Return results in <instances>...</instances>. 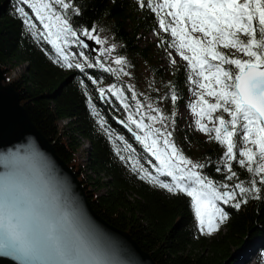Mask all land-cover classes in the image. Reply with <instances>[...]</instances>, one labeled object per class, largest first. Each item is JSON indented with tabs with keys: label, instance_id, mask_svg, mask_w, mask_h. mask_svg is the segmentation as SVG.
<instances>
[{
	"label": "snow or ice",
	"instance_id": "1",
	"mask_svg": "<svg viewBox=\"0 0 264 264\" xmlns=\"http://www.w3.org/2000/svg\"><path fill=\"white\" fill-rule=\"evenodd\" d=\"M16 4L30 10L29 13L25 7H16L33 38L43 39L51 46L54 62L61 67L81 72L98 67L114 75H130L123 71L126 61L120 57L112 60L116 69L105 67L100 59H95L94 64L89 62L84 51L79 53L83 63L72 62L69 46L90 47L81 37L99 45L100 56H110L116 46L105 47L107 41L100 37L95 24L91 29L74 30L71 18L81 13L70 0H16ZM137 7L152 14L159 32L170 38H161L160 46L172 49L186 62L187 79L193 86L190 91L196 96L189 105L197 117L196 130L224 149L221 162L228 173L225 179L236 177L233 162H237L252 177L250 186L242 182L231 188L228 184L217 186L203 176L198 169L205 165L194 163L176 147L172 132L164 124L168 118L150 103L147 108L155 114L144 113L145 105L137 99L132 86L127 90L135 101V112L124 91L115 84L106 90L98 89L99 97L106 99L107 91L128 111L124 126L154 161L155 175L131 155H121L120 159L126 160L130 170L148 184L172 195L189 197L200 234L211 236L228 219L218 202L239 210L249 198L260 199L262 188L257 184L264 186V0H137ZM30 14L40 28L29 18ZM169 56L175 65L176 60L171 53ZM171 100H178L175 92ZM88 102L91 106V98ZM98 123L104 127L103 119ZM156 123L161 127H154ZM125 150L132 152L129 145ZM216 171L222 169L217 167ZM160 177H168L171 182L165 183ZM0 257L19 264H111L90 230L62 211L35 182L14 176L0 177Z\"/></svg>",
	"mask_w": 264,
	"mask_h": 264
},
{
	"label": "trees",
	"instance_id": "2",
	"mask_svg": "<svg viewBox=\"0 0 264 264\" xmlns=\"http://www.w3.org/2000/svg\"><path fill=\"white\" fill-rule=\"evenodd\" d=\"M70 2L81 13L71 18L74 30L91 29L95 24L98 33L111 38L116 46V57L123 58L132 69L147 66L161 92L156 96L170 101L166 108L171 110L170 118L176 119V110L184 102L186 75L183 68L174 69L165 79L160 69L152 64V46H141L143 34L156 31L155 17L147 10H140L137 0ZM17 6L16 0H0V66L7 76L15 67L24 65V73L7 84L18 92L20 104L36 128L77 174L97 215L130 234L156 264H241L254 250L263 254L261 262L264 264V186L257 184L262 188L260 199L249 198L239 210L222 205L227 221L220 226L216 236L201 235L189 197L172 195L148 184L130 170L131 165L126 160L120 159L121 155H131L155 175L151 165L154 161L139 146L136 155L125 150L126 145L132 149L133 143L138 142L116 122L121 119L127 123L121 116L124 109L112 97H99L98 89L103 80L117 81L98 67L81 72L55 63V52L43 39L33 38L19 18ZM32 20L40 28L39 23ZM161 38L167 39L166 36L158 37V51L165 50L160 46ZM123 91L131 103L128 90L123 87ZM173 92L178 96L175 103L171 100ZM101 119L103 128L98 123ZM60 120H67V131L59 129ZM83 138L89 141V148L86 165L80 166L76 164V152ZM175 141H179L177 136ZM180 141L179 150L186 158L195 154L187 146H198L201 153L195 156L199 164L205 165L199 172L217 186L241 182L250 186L252 177L237 162H233L236 177L231 181L225 179L228 173L221 163V146L215 141L209 140L208 146L201 147L199 140L186 134L180 135ZM217 167L222 171L217 172Z\"/></svg>",
	"mask_w": 264,
	"mask_h": 264
},
{
	"label": "water",
	"instance_id": "3",
	"mask_svg": "<svg viewBox=\"0 0 264 264\" xmlns=\"http://www.w3.org/2000/svg\"><path fill=\"white\" fill-rule=\"evenodd\" d=\"M81 39L90 45L82 50L94 58L95 44L84 37ZM5 80L0 68V177H26L35 182L50 198H54L62 211L90 230L104 258L111 264H156L130 234L113 227L97 215L77 174L36 128L20 104L18 92L10 84H3ZM118 121L123 120L116 122L128 131L125 122ZM0 264L19 262L0 257Z\"/></svg>",
	"mask_w": 264,
	"mask_h": 264
},
{
	"label": "rangeland",
	"instance_id": "4",
	"mask_svg": "<svg viewBox=\"0 0 264 264\" xmlns=\"http://www.w3.org/2000/svg\"><path fill=\"white\" fill-rule=\"evenodd\" d=\"M19 6L25 7V10L27 11V7L25 5H19ZM28 11L30 13L29 9H28ZM29 18L34 19V17L31 16V14L29 15ZM98 34L100 35V37L102 39L107 41V44L105 45V47L114 45V43L111 41V38L107 34H103L102 32H99ZM159 36L164 37V34L159 32L158 26H157L155 32L143 34L141 46H143V47L152 46V49L154 51V54L152 56V64L154 67L160 69V72L164 75L165 79H168L171 76L172 71L174 69L183 68L184 74L186 75L184 102L176 110V113H175L176 119L170 118L169 115L171 114V110L166 108L169 106L170 101H167V102L164 101L163 96H160V97L156 96L158 93L160 94L161 92H160V89L158 88V86L154 83L153 75L149 71L147 66H141V67H138L137 69H132V68H130L128 62L126 61V65L124 66L123 71L128 72L130 75L124 76L123 72H118L115 75L112 73H109L117 81V83H114V82L108 81V80H103L99 89L103 88L106 90L109 87H111L113 84H115L118 88H120L123 91V87L128 89V86H132L137 93V99H139L141 101V103L143 105H145V107L143 108L144 113L153 114V115L155 114V113H150L149 109L147 108V104L150 103L153 105V107L159 108L161 113L165 117L168 118L165 120L164 124L167 126V130L172 132V139H173V141H174V143L178 149L181 148L180 135H182V134H186L187 136L191 137V139H193V140L194 139L199 140L200 146L206 147V146H208L207 142L210 139H209L208 135L201 133V132L196 130L195 120L197 119V117H195L192 114L191 109L189 107L190 104H192L196 101V96L193 95V93L190 91V88H192L193 86L188 82V79H187L188 73L186 71V62L182 61L179 58V56H177L172 49L158 51L157 43H158V37ZM168 39H170V38L167 37L166 40H168ZM99 49H100V46L95 44V50L96 51H94V53H95L94 58H90L89 55H87L84 52L85 55L88 56L89 62L94 64L95 59H100L101 62L105 64V67H111L113 69L118 68V66L112 62L113 58L116 57L114 55V52L110 56L109 55L100 56L99 55ZM115 49H116V47H115ZM80 51H83V50L79 49V46H77V45H71L67 49V52L73 54V57H74V59L72 60L73 63H76L77 61H80L81 63H83V60L79 56ZM170 53H171L172 58H174L176 60L175 65H172L170 63V56H169ZM24 70H25L24 65H20V66L15 67L13 70H11L10 73H8L6 80H5V82H3V84H7L9 82V80L14 79V78L18 77L19 75L23 74ZM128 93H129V101L131 103H129L128 101L127 102L130 105L131 111L135 112V107H134L135 101H133L131 99V92L128 91ZM111 97L114 98L118 102V104L123 108L120 101L116 97L112 96L111 93H108L107 91H105V98L110 99ZM124 111H125L124 115H121V116L127 122V115L129 113L125 109H124ZM134 118L139 119V116H135ZM203 122L208 123L206 120ZM145 123H148L147 119H145ZM153 126L154 127H161V124L156 123ZM208 126L211 127L212 125L209 124ZM58 127L62 132L67 131L68 130L67 129V127H68L67 126V120H60L58 122ZM140 134L142 135V133H140ZM175 136L178 137V140H179L178 142L175 141ZM80 143H81L79 145L80 149H77V152H76V164H78L80 166H85L86 160H87V151L89 148V141L87 139L83 138ZM187 147H190V149L195 153L194 155H192L188 159L192 160L194 163H198V157L195 155L200 154L201 150H199L198 146L195 144L194 145L189 144ZM183 149H185V148L183 147ZM223 152H224V149L221 147V159L223 156ZM151 165L153 168L154 163H151ZM198 171H199V169H198ZM154 173H155V171H154ZM162 178L163 177H160L161 180H162ZM162 181L165 183L171 182L170 178H168V177H165V179H163ZM230 188H231V186H230ZM221 190H223V189H221ZM238 198H239V195H238ZM222 205H224V204H219V202H218V206H220L222 208ZM196 224H197V221H196ZM218 231L215 232L213 235L208 236V237L216 236ZM223 232L224 231L222 230V233ZM262 259H263V254L260 251L254 250V252H252V254L247 257L246 261L244 263H241V264H263L261 262Z\"/></svg>",
	"mask_w": 264,
	"mask_h": 264
},
{
	"label": "flooded vegetation",
	"instance_id": "5",
	"mask_svg": "<svg viewBox=\"0 0 264 264\" xmlns=\"http://www.w3.org/2000/svg\"><path fill=\"white\" fill-rule=\"evenodd\" d=\"M0 68H1V70L3 71V69H2V67L0 66ZM4 72V71H3ZM4 75H5V77H7L6 76V74H5V72H4ZM133 127V129L135 128L134 126H132ZM134 145H133V148H132V153L134 154V155H136V153H137V149L140 147L141 149H142V151L144 152V150H143V148H142V146L141 145H139V143H133ZM139 146V147H138ZM147 154V153H146ZM152 159V158H151Z\"/></svg>",
	"mask_w": 264,
	"mask_h": 264
}]
</instances>
